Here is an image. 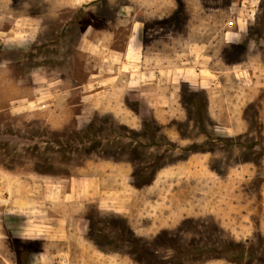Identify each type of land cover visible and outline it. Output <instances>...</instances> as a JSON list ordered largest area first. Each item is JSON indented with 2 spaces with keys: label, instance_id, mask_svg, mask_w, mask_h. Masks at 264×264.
<instances>
[{
  "label": "rangeland",
  "instance_id": "374dc122",
  "mask_svg": "<svg viewBox=\"0 0 264 264\" xmlns=\"http://www.w3.org/2000/svg\"><path fill=\"white\" fill-rule=\"evenodd\" d=\"M19 16L39 20L25 39L0 44V65L19 88L33 86L39 71L58 87L82 84L100 65L80 47L89 27L112 29L122 48L137 22L144 67L159 68L154 85L178 99L166 109L148 94L128 100L137 126L122 122L115 104L82 117L77 104L56 127L44 109L8 108L13 87L2 88L0 143L20 158L0 157V264H264V0H0L3 28ZM190 83L200 87L191 114L182 101L193 95ZM59 95L57 111L79 98ZM107 118L124 127V142L147 123L153 138H140L143 156L95 147L60 162L65 132L77 135L92 119L110 131ZM28 147L51 157L57 174L39 172L45 160ZM128 171L136 183H124ZM28 180L43 189L30 190Z\"/></svg>",
  "mask_w": 264,
  "mask_h": 264
},
{
  "label": "crops",
  "instance_id": "0c3cea01",
  "mask_svg": "<svg viewBox=\"0 0 264 264\" xmlns=\"http://www.w3.org/2000/svg\"><path fill=\"white\" fill-rule=\"evenodd\" d=\"M38 23L39 20L37 18L19 16L14 20L13 24L8 25L6 28L0 25V44L4 45L12 39H25L29 34H32L33 28ZM88 33L90 35L84 37L80 42V47L96 53L100 59V65L95 70H92L89 79L71 88L55 86L54 84L57 80H51L47 75H43V71L34 73L37 79L33 82V86L19 88L18 84H22V80L13 78L7 63L3 62L0 65V90L7 85L9 88L13 87L12 91L9 92L12 100L8 108L18 111L44 109L48 122L57 127L70 117V109L77 104H82L83 107L78 115L80 117L83 116L82 113L86 110L104 111L109 109L108 106L110 104H115L114 107L116 108L111 107L114 114L122 122L129 125L134 122L137 126L138 122L135 120L138 114L129 108L128 100L139 98L140 93L148 94L151 96V103L154 106L166 109L178 99L175 90L154 85L153 82H155L161 71L159 68L144 67V53L142 41L139 38L140 29L137 22L132 23L128 38L122 48L117 46L116 34L112 29L106 27L99 29L90 26ZM195 83L198 84V82ZM63 92H76L79 94V98L75 102H71L70 99H64L67 101L66 104L62 106L60 111H57L60 105L63 104L59 95ZM210 92L212 93V90ZM214 92L216 90H213ZM60 102L62 103L60 104ZM118 108H120L119 111ZM158 119L161 122H165L162 117H158ZM105 163L110 168L122 165L125 171L126 168L130 171L129 163H114L108 160ZM97 164H100V162ZM129 171L125 175L126 180L124 179V183H132ZM164 172L165 170H159L158 178ZM92 177L96 183H103V177L98 173ZM5 185L0 183V191L4 189ZM26 185L32 188L30 190L43 189L42 183H32L30 180L27 181ZM10 200L18 202L19 197L14 194Z\"/></svg>",
  "mask_w": 264,
  "mask_h": 264
},
{
  "label": "trees",
  "instance_id": "16d2710c",
  "mask_svg": "<svg viewBox=\"0 0 264 264\" xmlns=\"http://www.w3.org/2000/svg\"><path fill=\"white\" fill-rule=\"evenodd\" d=\"M191 91L193 92V95H188L184 96L182 99L183 104L185 108L189 111L191 114L193 110H196L199 105V101L197 98V92L199 91L198 88L200 87H195L196 85L191 84ZM198 104H197V103ZM111 128L110 131H107L106 126H102L97 123L96 119H92V121H89L85 128L81 130V132L77 131V135H75L74 131L71 133L65 132L64 136H67L65 139V145L67 148H64L65 152L63 153V158L60 159L57 157V161L59 160L60 162H65V163H71L77 156L80 155H91L92 151L96 147L95 153H105L109 157H118V153L121 154H126V155H131L135 154L137 157L143 156V150H141V147L139 146V140L140 138L147 137V139L153 138L151 136L152 134V129L148 128L147 123L144 122L143 128L140 130L135 131L136 136H130L132 141L129 142H124V131H119L120 129H124L122 125H114L112 127V124L109 123L110 119L107 118L106 121ZM62 134H57V138L55 139L56 144L58 147L53 149V152L55 153H60L62 150L60 146H63V143L61 139L59 138L62 136ZM241 144V143H240ZM194 144V149L193 151H199L202 150L200 146H195ZM199 148V149H197ZM28 154H32L31 156L37 157L40 160H45V165L42 168H38L37 170L41 173H48V174H57L56 171L54 170L53 160L51 157H43L39 149L33 148V147H28L24 149ZM0 157L2 158V162H7L10 164L11 162H15L16 160H19L20 156L17 155V153H11V151L7 148L6 144L0 143ZM15 152H18V149H15ZM69 154V155H68ZM49 163V164H47ZM40 167L42 165H39ZM137 175H131V181L132 183H136ZM141 177L147 178L148 182L150 180L151 176L143 175L141 174ZM140 179V178H139ZM145 182V181H144Z\"/></svg>",
  "mask_w": 264,
  "mask_h": 264
}]
</instances>
